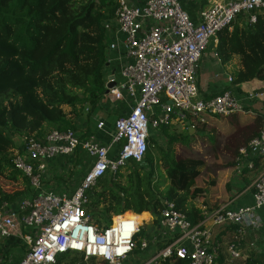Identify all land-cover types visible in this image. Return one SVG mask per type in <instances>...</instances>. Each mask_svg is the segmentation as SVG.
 <instances>
[{
    "label": "built area",
    "instance_id": "built-area-1",
    "mask_svg": "<svg viewBox=\"0 0 264 264\" xmlns=\"http://www.w3.org/2000/svg\"><path fill=\"white\" fill-rule=\"evenodd\" d=\"M111 1L117 8L104 29L107 34L114 26L122 35L128 62L119 71L121 80H111L115 84L104 97L115 102L126 98L132 104L116 118L109 144L77 130L55 131L44 141L28 139L23 155H14L13 166L31 187L14 204L0 206V242L15 239L26 248L16 264H59L73 257L80 259L74 264H129L138 246L145 253L153 244L150 237L137 241L145 221L139 223L132 213L129 218L113 216L106 227L94 224L84 208L87 191L129 161L143 162L150 128L157 132L173 117L193 129L195 122L204 123L206 117L246 114L247 106L256 102L264 107V86L258 93L238 95L229 88L201 98L196 84L198 65L210 39L223 30L230 32L241 14L254 24L256 14L264 15V0H207L196 22L183 9L182 0H144L141 7H128L125 0ZM116 47L107 45V54ZM227 79L229 84L231 78ZM161 97L166 99L163 104ZM103 127L102 122L96 125L98 130ZM78 151L86 171L73 191L62 185L43 189L48 163ZM256 158L264 163V121L258 136L239 148L236 170L252 169ZM231 225L240 232L264 228V168L252 184L251 205L204 212L197 225L174 204L164 202L158 224L163 244L154 248L145 264H164L173 256L188 264H214L220 244L213 243V230ZM246 251L259 253L252 244ZM241 252L233 244L226 245L231 260L239 259Z\"/></svg>",
    "mask_w": 264,
    "mask_h": 264
},
{
    "label": "trees",
    "instance_id": "trees-1",
    "mask_svg": "<svg viewBox=\"0 0 264 264\" xmlns=\"http://www.w3.org/2000/svg\"><path fill=\"white\" fill-rule=\"evenodd\" d=\"M116 8L111 0H0V82L9 81L16 69L26 83L0 92V103L9 105L2 114L1 137L9 143L15 138L44 141L55 131H76L75 122L88 118L99 108L106 91L104 71L108 59L104 24L112 20ZM215 52L221 64H229L233 58L238 60L239 69L231 76L229 88L241 93L242 87L254 82L264 86V15L256 14L254 24L244 14L237 16L230 32L218 33ZM21 92H26L30 100L22 127L16 124L12 109V102L19 99ZM165 102L161 97V103ZM247 114H237L243 115L239 124L244 127V134L241 133V145L235 149L232 162L213 175L208 174L207 180L203 179L208 170L204 158L191 153L175 159L171 144L191 148V139L198 137L201 144L208 146L206 153H215L223 139L237 134L230 116L206 117L204 123L195 122L192 135L186 127L175 133L169 129L170 124L161 125L158 131L165 139L167 152L149 145L143 162H130L114 176L99 179L86 193L84 208L90 220L106 227L116 215L129 218L133 213L139 215L136 218L141 223L150 214L151 224L158 226L163 203L169 202L192 225L199 224L204 212L218 210L219 201L232 198L229 180L231 170L236 168L238 150L258 136L264 121L260 111L251 117ZM14 148L18 155H23L24 144L14 143ZM152 151L164 165V174L160 176L167 185L163 190L153 180L160 162L154 163ZM13 153L0 150V206L14 204L31 189L29 180L13 166ZM263 168L260 158L254 160L252 169L241 168L239 175L244 185H250ZM226 245L220 243L214 264H264V252L247 253L246 249L241 250L239 259L231 260ZM139 252L138 246L134 253ZM67 260V264H72L80 259L63 258L59 264H66ZM164 264L188 261L173 256Z\"/></svg>",
    "mask_w": 264,
    "mask_h": 264
},
{
    "label": "crops",
    "instance_id": "crops-1",
    "mask_svg": "<svg viewBox=\"0 0 264 264\" xmlns=\"http://www.w3.org/2000/svg\"><path fill=\"white\" fill-rule=\"evenodd\" d=\"M125 3L128 7H141L144 4V0H125ZM206 5L207 0H182V7L189 14L193 22H196L198 20L199 12ZM122 39V35L117 31L114 26L112 27L111 31L106 34V44H115L117 47L112 52H108V65L104 71L105 82L108 81L109 76H111L112 72H114V78L117 80V82L121 80L119 76V71L128 62V60L125 58V52L122 46ZM215 44L216 39L212 41L211 48H209L207 50L208 52L205 53L209 55V61L199 63L196 72V75L197 73H200V80L198 79L199 82L197 81V89L201 98H210L225 90H229L227 78H231L234 72L239 69L237 58H233L229 64H221L215 52ZM231 68L233 70L230 72ZM262 88V83L254 82L242 87L241 93H236L238 95H244L246 92L257 91ZM131 104L132 101L126 98H124L122 101L115 102L111 100L110 97L105 96L102 99L99 108H97L88 118H79L75 122L76 130L84 136L93 135L102 143L109 144L113 135L114 122L116 118L118 116L123 115L126 112L127 107ZM247 107V112L249 114H247V116L245 115L246 117H251L256 111L264 113V107L262 106V102H256L255 104L249 105ZM242 116L243 115H232L229 117V119L232 120L233 126L236 129V133L240 132V134H244V127L239 124V121L242 120V118L239 117ZM99 122H102L104 124V127L101 130H98L96 128V125ZM183 123L184 122H180L174 119L173 117L171 119V122L169 123V129L171 131H174L175 133L177 127L179 126L183 127V130L185 127L186 129H188L187 123ZM193 133L194 130L191 131L190 135H192ZM200 146H206L208 149L207 145L201 144ZM83 158L84 157L82 156V154L78 151L77 153H75L74 156H70L68 158H56L52 162L48 163L44 173V179L41 183L43 189L55 188L57 186L62 185L65 186L66 190L73 191V189L80 182L83 174L86 171L83 165ZM230 175L231 176L229 184L232 198L227 202L222 200L219 201V209H235L240 206L251 205L252 184L258 175L255 178L253 177L254 179H251V184L247 186L244 185L243 179L239 175V172L236 170V168L235 170H231ZM151 220L152 218L149 214V219L147 220L148 224L149 222L151 223ZM150 230V238H154V241H156V243L159 242L163 244V238L160 234L158 226L152 225L150 227ZM213 234V243L220 244L223 241L224 245L230 243L239 248V250H245L252 244L258 252H264V228H261L258 231L246 230L244 232H240L239 227L231 225L221 228H215L213 230ZM156 243H153L151 247L155 246ZM17 244L19 245L18 247H20V251L11 260V264L17 263L18 259H20L21 256L24 254L26 248L21 241L15 239L0 242V264H2L3 255L10 252L12 248L16 247Z\"/></svg>",
    "mask_w": 264,
    "mask_h": 264
},
{
    "label": "rangeland",
    "instance_id": "rangeland-1",
    "mask_svg": "<svg viewBox=\"0 0 264 264\" xmlns=\"http://www.w3.org/2000/svg\"><path fill=\"white\" fill-rule=\"evenodd\" d=\"M214 38H211L208 46L206 48V51L204 52L202 58L200 59L199 63H203L204 61H209L208 57L209 55L205 54L207 53L208 49L211 48V44ZM205 55V56H204ZM233 69L231 68L230 72ZM200 78V73H197L196 75V84L198 79ZM200 80V79H199ZM199 82V81H198ZM12 86H26L25 81L20 79V74L18 73V71L15 69L12 71L10 77H9V81L6 82H0V92L6 88L12 87ZM30 103V100L26 97V92H21L19 94V99L17 101L12 102V109H13V113H14V120L16 122L17 125L21 126L23 125L24 122V111H25V107L27 104ZM9 107L7 102H1L0 103V123L2 121V114L3 112ZM183 131V127H177L176 129V133H180ZM243 136L240 134V132H238L236 135L232 136L231 139H223L219 145V147L216 149L215 153L212 154H208L206 153L207 147H201V142L200 139L197 137L192 138L191 139V144L190 147L191 148H183L180 145H172L171 144V150L173 152V156L175 159H179V158H184L188 155H190L191 153H194L197 156L203 157L204 160L206 161L207 164V171H204L203 173V179L208 178V174L213 175L214 173H216V170L222 169L223 166L225 164H228L230 162H232L233 156H234V152L235 149L238 148V146L241 145L240 141L241 138ZM13 142L15 143L16 146H20L23 145L25 143V141L23 139H13ZM9 143L6 139H4L3 137L0 136V150L3 151H12L13 150V154L16 155V150L14 148V143ZM13 144V145H12ZM149 145L152 146V148L154 149V147H158L159 149H162L163 151L167 150V145L165 142V139L161 137V134L159 133V131L155 132L153 129L150 128V141H149ZM167 152V151H166ZM170 153H172L171 151H169ZM153 157H154V163L158 165V163L160 161H158L157 159V154H155L154 151H152ZM130 162H134V161H129L128 164ZM160 167L159 171H156L153 180L155 182H157L159 187V190H163L166 185H167V181L164 179V177H161V174H164V165L160 162L159 165ZM129 168H132L131 166ZM235 170V169H234ZM124 172V171H122ZM127 173V172H126ZM125 175V173H124ZM207 180V179H205ZM136 218V216H135ZM137 220V218H136ZM152 226V224L148 221L145 220V222L143 223V226L141 227V232L138 234L137 236V241L138 243L143 240V239H147L150 237V227ZM215 233V232H214ZM214 236V234H213ZM153 243H156V241H153ZM159 242H157L155 244V246H152V250H148L145 251V253L143 252H139V253H134L133 256V260L129 263V264H145L152 252H153V248L159 246ZM226 245V244H225ZM19 245L17 244L15 248H12V250L10 252H8L7 254H2L3 255V261L2 264H11V260L16 256V254L20 251V247H18ZM1 255V256H2ZM69 263V260H67L66 264ZM76 263V262H74ZM72 263V264H74Z\"/></svg>",
    "mask_w": 264,
    "mask_h": 264
},
{
    "label": "water",
    "instance_id": "water-1",
    "mask_svg": "<svg viewBox=\"0 0 264 264\" xmlns=\"http://www.w3.org/2000/svg\"><path fill=\"white\" fill-rule=\"evenodd\" d=\"M107 65L108 64L106 63V67H107ZM113 79H114V72H112L111 73V76H109L108 81H110V82L106 83V86H105V88H106L105 94H107L108 91H109V89L114 86V84H115L114 81H111ZM187 126H188V132L191 133V131H193V129L189 127V124H187Z\"/></svg>",
    "mask_w": 264,
    "mask_h": 264
},
{
    "label": "bare ground",
    "instance_id": "bare-ground-1",
    "mask_svg": "<svg viewBox=\"0 0 264 264\" xmlns=\"http://www.w3.org/2000/svg\"><path fill=\"white\" fill-rule=\"evenodd\" d=\"M137 216H139V215H137ZM144 220H142L141 222H143Z\"/></svg>",
    "mask_w": 264,
    "mask_h": 264
}]
</instances>
